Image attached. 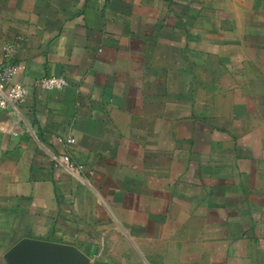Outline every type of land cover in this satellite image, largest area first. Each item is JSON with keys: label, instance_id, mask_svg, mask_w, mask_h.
Masks as SVG:
<instances>
[{"label": "crops", "instance_id": "1", "mask_svg": "<svg viewBox=\"0 0 264 264\" xmlns=\"http://www.w3.org/2000/svg\"><path fill=\"white\" fill-rule=\"evenodd\" d=\"M5 43L27 94L0 107V264L23 238L264 264V0H0V78Z\"/></svg>", "mask_w": 264, "mask_h": 264}, {"label": "built area", "instance_id": "2", "mask_svg": "<svg viewBox=\"0 0 264 264\" xmlns=\"http://www.w3.org/2000/svg\"><path fill=\"white\" fill-rule=\"evenodd\" d=\"M16 50V43L3 45L4 61L0 78V107L9 110L11 113L21 114L20 105L27 94V89L22 83L13 82V78L18 72V67L13 62ZM39 82L46 90H60L67 85L65 77L60 75L45 76ZM66 141L68 144H73L76 140L74 137H69ZM53 157L57 165L65 167L74 174L80 170V167L76 165L69 154L54 155Z\"/></svg>", "mask_w": 264, "mask_h": 264}, {"label": "water", "instance_id": "3", "mask_svg": "<svg viewBox=\"0 0 264 264\" xmlns=\"http://www.w3.org/2000/svg\"><path fill=\"white\" fill-rule=\"evenodd\" d=\"M11 264H87L86 256L74 245L23 238L8 252Z\"/></svg>", "mask_w": 264, "mask_h": 264}]
</instances>
